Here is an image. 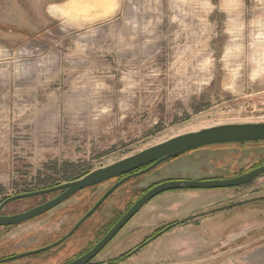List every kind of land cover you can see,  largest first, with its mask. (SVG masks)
<instances>
[{"label":"rangeland","instance_id":"obj_1","mask_svg":"<svg viewBox=\"0 0 264 264\" xmlns=\"http://www.w3.org/2000/svg\"><path fill=\"white\" fill-rule=\"evenodd\" d=\"M104 3L108 8L91 29L58 24L33 43L17 30L12 45L0 35V203L80 178L184 132L264 121V0H121L115 13L108 12L114 0ZM263 160L264 141L188 151L129 178L85 232L97 220L108 229L157 182L234 176ZM112 183L0 227V259L63 238ZM258 196H264V174L241 187L162 193L97 261L115 263L174 220ZM50 197L15 200L2 212H22ZM77 236L0 264H61L82 248ZM117 264H264V199L179 224Z\"/></svg>","mask_w":264,"mask_h":264},{"label":"water","instance_id":"obj_2","mask_svg":"<svg viewBox=\"0 0 264 264\" xmlns=\"http://www.w3.org/2000/svg\"><path fill=\"white\" fill-rule=\"evenodd\" d=\"M248 141H264V121H237L219 123L212 126L202 127L198 130L184 132L172 136L155 145L142 149L139 152L124 157L114 163L94 169L80 178L53 185L51 187L17 193L15 195L9 196L0 203V212L7 204L15 200L47 195L57 191H62L56 197L28 210L17 212L14 214H0V227L13 226L26 222L52 210L83 189L125 175L122 179L116 182L105 192V194L98 200V202L92 207V209L74 226V228L66 236L50 245L26 251L8 258L0 259V262L36 254L59 245L61 242L70 237L87 218L94 214V212L100 207V205L107 198H109L115 190H117L122 184H124L129 178L133 176L147 173L158 165L164 163L165 161L176 158L188 151L200 147L215 144L241 143ZM146 165L147 167L140 169ZM138 169L140 170L132 173L133 171ZM263 174L264 164L254 167L237 176L227 178L168 179L160 181L150 187L147 191H145L91 250L64 264H88V262L91 261L95 256H97L147 203H149L154 197L164 192L186 188L215 189L240 186L242 184H247L255 180ZM263 199L264 196H258L246 200H241L231 205L212 209L208 212L194 214L191 217L179 220L176 224L184 223L189 219L198 218L205 213L216 212L219 210L232 208ZM138 249L139 247L135 249L134 252Z\"/></svg>","mask_w":264,"mask_h":264},{"label":"crops","instance_id":"obj_3","mask_svg":"<svg viewBox=\"0 0 264 264\" xmlns=\"http://www.w3.org/2000/svg\"><path fill=\"white\" fill-rule=\"evenodd\" d=\"M105 0H0V35L7 45L15 40L14 32L22 31L24 40H38L45 33L61 28L80 29L96 26L100 12H104ZM104 3V4H103ZM121 0H114L113 9L121 12ZM129 10L135 11L128 7ZM226 8H228L226 6ZM101 9V10H100ZM147 11L146 6L144 12ZM91 44H92V39Z\"/></svg>","mask_w":264,"mask_h":264},{"label":"flooded vegetation","instance_id":"obj_4","mask_svg":"<svg viewBox=\"0 0 264 264\" xmlns=\"http://www.w3.org/2000/svg\"><path fill=\"white\" fill-rule=\"evenodd\" d=\"M145 167H147V165L146 166H144V167H142V168H140V169H143V168H145ZM140 169H138V170H135V171H133L132 173H134V172H137V171H139ZM248 171V170H247ZM244 172H246V171H244ZM244 172H242V173H244ZM241 172H238V173H236L237 175H239V174H242ZM237 175H234V176H237ZM125 175H123V176H120V177H117V178H113V179H110V180H112L113 181V183L107 188V190L111 187V186H113L116 182H118L120 179H122L123 177H124ZM227 177H233V175L232 176H227ZM226 176H221V177H205V178H203V177H199V178H197V179H208V178H227ZM72 180H74V179H72ZM69 181H71V180H69ZM102 183H104V182H102ZM102 183H100V184H97V185H101ZM158 183V182H157ZM250 183V182H249ZM249 183H247V184H249ZM156 184V183H155ZM154 184V185H155ZM244 185H246V184H242V185H240V186H234V187H232V188H235V187H241V186H244ZM153 186V185H152ZM151 186V187H152ZM150 188V187H149ZM148 188V189H149ZM228 188H231V187H228ZM147 189V190H148ZM203 189H206V188H203ZM220 189V188H219ZM106 190V191H107ZM146 190V191H147ZM177 190V189H176ZM82 191V190H81ZM81 191H79L78 193H80ZM105 191V192H106ZM116 191V190H115ZM114 191V192H115ZM170 191H172V190H170ZM62 191H57V192H54V193H51V197L50 198H48L46 201H48V200H50V199H52V198H54V197H56L57 195H59L60 193H61ZM105 192H103L102 194H101V196L98 198V200L105 194ZM113 192V193H114ZM145 192V191H144ZM143 192V193H144ZM78 193H76L75 195H73L72 197H74V196H76ZM112 193V194H113ZM142 193V194H143ZM165 193V192H164ZM72 197H70V198H72ZM111 197V196H110ZM70 198H68L67 200H69ZM108 199V198H107ZM107 199L100 205V207L94 212V214H92L89 218H87L76 230H75V232L70 236V237H68L67 239H69V238H73V237H75L76 235H79V236H77L76 237V240H77V242H81L82 244H83V246H82V248L79 250V251H77V253H75L76 255L75 256H73L72 258H70V259H68V260H66L65 262H63V263H61V264H64V263H67V262H69V261H71V260H73V259H75V258H77V257H79V256H81V255H83V254H85L86 252H88L89 250H91L103 237H104V235L112 228V226L121 218V216L115 221V223H113L108 229H105V223L102 221V220H97L96 222V224H94V226H93V228L91 229V231H88V232H85V229H86V227L88 228L89 226H90V224H89V221H90V219H91V217L93 216V215H95L96 214V212L97 211H99L100 210V208L104 205V203L107 201ZM67 200H65V201H67ZM98 200L90 207V209L89 210H87L80 218H78L75 222H74V224L72 225V227L70 228V230L68 231V233L74 228V226L92 209V207L98 202ZM46 201H44V202H46ZM64 201V202H65ZM43 202V203H44ZM64 202H62V203H64ZM238 202V201H237ZM61 203V204H62ZM234 203H236V202H233V203H229V204H227V205H231V204H234ZM60 205V204H59ZM227 205H223V206H220V207H224V206H227ZM132 206V205H131ZM57 207V206H56ZM220 207H218V208H220ZM130 208V207H129ZM128 208V209H129ZM4 209V208H3ZM2 209V210H3ZM127 209V210H128ZM210 210H212V209H209V210H206V211H199L198 213H204V212H208V211H210ZM49 212V211H48ZM47 213V212H46ZM198 213H194V214H198ZM212 213V212H211ZM0 214H6V213H3L2 211L0 212ZM9 214H14V213H9ZM45 214V213H44ZM124 214V213H123ZM194 214H192V215H194ZM210 214V212L209 213H205V214H203V215H201V216H199V217H202V216H205V215H209ZM43 215V214H42ZM192 215H190V216H187V217H184V218H182V219H186V218H188V217H191ZM41 216V215H40ZM198 217V218H199ZM182 219H178V220H174V221H172V222H170V223H168L167 225H165V226H163L162 228H159V229H157V230H155V232H153L150 236H148V237H146L142 242H140L139 244H137L135 247H133L130 251H128L123 257H121L119 260H117L115 263H113V264H117V263H119V262H121L122 261V259H124V257L125 256H133L135 253H137V251L138 250H141L143 247H145V246H147L149 243H151L152 241H154L155 239H157L158 237H160L161 235H163L164 233H166V232H168L169 230H171V229H173L175 226H177V225H179V224H176V223H178V221L179 220H182ZM194 219H196V218H194ZM189 220H191V219H189ZM189 220H187V221H189ZM187 221H185V222H187ZM99 222V223H98ZM184 222V223H185ZM181 224H183V223H181ZM171 226V227H170ZM170 227V228H169ZM82 230H84V233H79L80 231H82ZM123 230V229H122ZM121 230V231H122ZM120 231V232H121ZM119 232V233H120ZM67 233V234H68ZM119 233L111 240V241H113L118 235H119ZM66 234V235H67ZM84 234V235H83ZM66 235H64V236H66ZM63 236V237H64ZM65 241V240H64ZM111 241L108 243V245L111 243ZM107 245V246H108ZM106 246V247H107ZM106 247L97 255V256H95L91 261H89L88 262V264H102V263H100V261H97V258H98V256H100V254L106 249ZM139 247V249L138 250H136L135 252H134V250L135 249H137ZM79 252V253H78Z\"/></svg>","mask_w":264,"mask_h":264},{"label":"trees","instance_id":"obj_5","mask_svg":"<svg viewBox=\"0 0 264 264\" xmlns=\"http://www.w3.org/2000/svg\"><path fill=\"white\" fill-rule=\"evenodd\" d=\"M241 143H244V142H241ZM263 161H264V160H263ZM260 163H261V162H259L258 164H260ZM147 189H148V188H147ZM147 189H146V190H147ZM146 190H144V191H146ZM17 225H18V224H17ZM2 227H7V226H2Z\"/></svg>","mask_w":264,"mask_h":264}]
</instances>
